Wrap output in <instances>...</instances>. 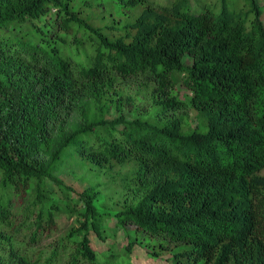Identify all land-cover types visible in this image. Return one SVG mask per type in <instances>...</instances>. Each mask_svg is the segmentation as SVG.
<instances>
[{
	"label": "trees",
	"instance_id": "obj_1",
	"mask_svg": "<svg viewBox=\"0 0 264 264\" xmlns=\"http://www.w3.org/2000/svg\"><path fill=\"white\" fill-rule=\"evenodd\" d=\"M261 4L0 0V264H101L110 219L129 254L264 264Z\"/></svg>",
	"mask_w": 264,
	"mask_h": 264
},
{
	"label": "rangeland",
	"instance_id": "obj_2",
	"mask_svg": "<svg viewBox=\"0 0 264 264\" xmlns=\"http://www.w3.org/2000/svg\"><path fill=\"white\" fill-rule=\"evenodd\" d=\"M260 2L262 3L261 5L264 6V0H260ZM0 35H2V32H0ZM178 90L183 99L189 95L188 90L183 85H179ZM86 171L80 172L76 169L68 168L62 169L57 175L62 178L67 185L75 188L77 192H82L88 187L97 184H101L102 186L107 185L111 180L103 170L92 169ZM113 188V185L110 186V188L107 186L101 188L103 193L107 195L108 201L103 199L99 205H105L109 208L114 206L113 202L118 200L120 196L117 195ZM61 221L60 224L63 225V231L68 227V223L73 222L66 216H64ZM108 225V231L105 234L106 239L104 241L99 239L94 233L91 235L92 246L98 253L101 264H174L171 255H164L160 259L152 258L147 250L143 248V244L139 245V248L135 246L131 254H129L127 246L131 241L130 236L133 234V231H131L133 229L131 227L126 228L127 230L116 228L115 230L117 231H115L111 228L113 225H116L113 219L108 221ZM129 231H131L130 234Z\"/></svg>",
	"mask_w": 264,
	"mask_h": 264
}]
</instances>
